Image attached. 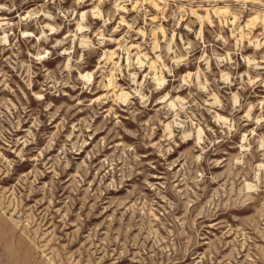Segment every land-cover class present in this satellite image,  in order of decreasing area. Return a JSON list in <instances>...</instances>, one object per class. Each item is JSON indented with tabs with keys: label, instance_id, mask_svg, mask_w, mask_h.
Wrapping results in <instances>:
<instances>
[{
	"label": "rangeland",
	"instance_id": "374dc122",
	"mask_svg": "<svg viewBox=\"0 0 264 264\" xmlns=\"http://www.w3.org/2000/svg\"><path fill=\"white\" fill-rule=\"evenodd\" d=\"M263 19L0 0V264H264Z\"/></svg>",
	"mask_w": 264,
	"mask_h": 264
},
{
	"label": "bare ground",
	"instance_id": "6f19581e",
	"mask_svg": "<svg viewBox=\"0 0 264 264\" xmlns=\"http://www.w3.org/2000/svg\"><path fill=\"white\" fill-rule=\"evenodd\" d=\"M264 20V19H263ZM263 30H264V28H263ZM249 61V60H248ZM263 61V60H262ZM85 76V75H84ZM244 137V136H243ZM245 138V137H244ZM243 148V147H242ZM247 149V148H246Z\"/></svg>",
	"mask_w": 264,
	"mask_h": 264
}]
</instances>
